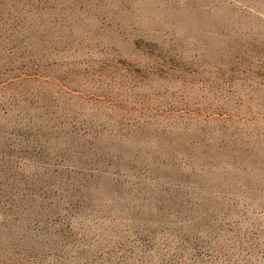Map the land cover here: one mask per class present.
I'll list each match as a JSON object with an SVG mask.
<instances>
[{"label":"rangeland","instance_id":"obj_1","mask_svg":"<svg viewBox=\"0 0 264 264\" xmlns=\"http://www.w3.org/2000/svg\"><path fill=\"white\" fill-rule=\"evenodd\" d=\"M0 264H264V0H0Z\"/></svg>","mask_w":264,"mask_h":264}]
</instances>
